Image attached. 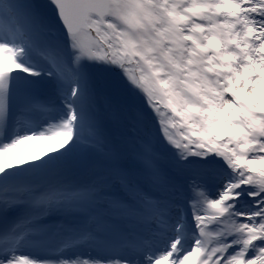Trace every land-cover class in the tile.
<instances>
[{
    "label": "snow or ice",
    "instance_id": "obj_1",
    "mask_svg": "<svg viewBox=\"0 0 264 264\" xmlns=\"http://www.w3.org/2000/svg\"><path fill=\"white\" fill-rule=\"evenodd\" d=\"M260 88L264 0H0V264H264Z\"/></svg>",
    "mask_w": 264,
    "mask_h": 264
},
{
    "label": "bare ground",
    "instance_id": "obj_2",
    "mask_svg": "<svg viewBox=\"0 0 264 264\" xmlns=\"http://www.w3.org/2000/svg\"><path fill=\"white\" fill-rule=\"evenodd\" d=\"M48 150L49 149L42 150L41 148H38L36 150L23 152V153L20 154V156L23 157V158H26V159H31L34 156L43 155L44 153L51 151V150H49V151ZM74 176H81V177L85 178L84 175H75V174H72V173H68L66 178L73 180Z\"/></svg>",
    "mask_w": 264,
    "mask_h": 264
},
{
    "label": "rangeland",
    "instance_id": "obj_3",
    "mask_svg": "<svg viewBox=\"0 0 264 264\" xmlns=\"http://www.w3.org/2000/svg\"><path fill=\"white\" fill-rule=\"evenodd\" d=\"M242 94H243V93H242ZM261 95H264V88H260V89L257 90V93H256V97H257V99H258ZM153 131H155V130L153 129Z\"/></svg>",
    "mask_w": 264,
    "mask_h": 264
},
{
    "label": "water",
    "instance_id": "obj_4",
    "mask_svg": "<svg viewBox=\"0 0 264 264\" xmlns=\"http://www.w3.org/2000/svg\"><path fill=\"white\" fill-rule=\"evenodd\" d=\"M36 2L43 3V2H45V0H36Z\"/></svg>",
    "mask_w": 264,
    "mask_h": 264
}]
</instances>
